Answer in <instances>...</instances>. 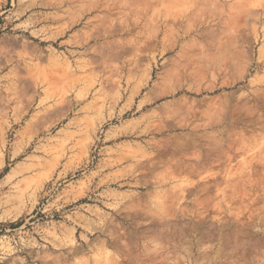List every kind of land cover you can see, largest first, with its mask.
Here are the masks:
<instances>
[{
	"label": "rangeland",
	"instance_id": "rangeland-1",
	"mask_svg": "<svg viewBox=\"0 0 264 264\" xmlns=\"http://www.w3.org/2000/svg\"><path fill=\"white\" fill-rule=\"evenodd\" d=\"M249 1L0 0V264H264Z\"/></svg>",
	"mask_w": 264,
	"mask_h": 264
},
{
	"label": "bare ground",
	"instance_id": "bare-ground-1",
	"mask_svg": "<svg viewBox=\"0 0 264 264\" xmlns=\"http://www.w3.org/2000/svg\"><path fill=\"white\" fill-rule=\"evenodd\" d=\"M232 1V0H231ZM234 1V0H233ZM263 1V0H262ZM227 2V1H226ZM231 4V3H230ZM229 6V5H227ZM226 6V7H227ZM231 10H233L236 14H237V18H244L246 16V14H248L249 16L251 15H259V11L262 10V12L264 13V1L261 2V0H251L249 1V3L247 4H242L240 6L235 5L234 3L231 4ZM232 11V12H233ZM233 14V13H231ZM247 15V16H248ZM236 16V15H235ZM241 19V20H242Z\"/></svg>",
	"mask_w": 264,
	"mask_h": 264
}]
</instances>
